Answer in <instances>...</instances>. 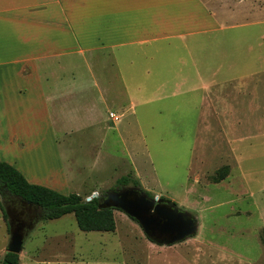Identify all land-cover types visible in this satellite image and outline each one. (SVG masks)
I'll use <instances>...</instances> for the list:
<instances>
[{
  "label": "crops",
  "instance_id": "obj_1",
  "mask_svg": "<svg viewBox=\"0 0 264 264\" xmlns=\"http://www.w3.org/2000/svg\"><path fill=\"white\" fill-rule=\"evenodd\" d=\"M261 79L264 0H0V112L31 123L43 110L54 136L68 113L95 112L105 136L117 132L136 177L150 169V155L145 136L126 127L145 125L158 105L166 113L155 116L174 112L178 126L216 116L241 136L262 122ZM100 104L115 110L122 130L104 126ZM12 134L15 144L30 140L26 130ZM32 153L42 154L28 155L32 172L23 161L0 160L30 184L73 193L74 176L61 162L56 169L45 155V175ZM7 236L0 208V260Z\"/></svg>",
  "mask_w": 264,
  "mask_h": 264
},
{
  "label": "rangeland",
  "instance_id": "obj_2",
  "mask_svg": "<svg viewBox=\"0 0 264 264\" xmlns=\"http://www.w3.org/2000/svg\"><path fill=\"white\" fill-rule=\"evenodd\" d=\"M259 81L264 94V79ZM260 100L262 122L258 127L247 126L241 136L216 116L198 127L184 122L178 126L174 112L167 118L155 116L166 113L157 105L145 125L126 127L134 137L142 133L146 138L150 169L138 171V177L117 132L105 136L95 112L68 113V123L56 122L55 136L43 110L31 123L18 119V113L0 112V121L5 117L0 124V155L11 163L22 165L23 161L31 171L26 161L37 150L54 161L56 169L59 162L65 166L74 176L68 192L79 193L83 199L117 189L116 180L130 174L152 198L173 200L199 222L195 236L166 246L150 241L139 224L121 211L113 210V232L82 231L70 213L38 221L24 240L19 263L264 264V97ZM96 108L104 126L122 130L121 122L109 117L115 111L112 107L100 104ZM18 130L28 132L29 142L20 136L15 144L12 133ZM47 164V168L32 166L48 175L52 167Z\"/></svg>",
  "mask_w": 264,
  "mask_h": 264
},
{
  "label": "trees",
  "instance_id": "obj_3",
  "mask_svg": "<svg viewBox=\"0 0 264 264\" xmlns=\"http://www.w3.org/2000/svg\"><path fill=\"white\" fill-rule=\"evenodd\" d=\"M116 185L117 188L131 186L144 191L137 178L130 174L118 178ZM146 194L151 197L150 193ZM24 202L39 207V212L33 218V225L38 221L58 219L73 213L82 231L113 232L116 228L113 209L100 208L98 198L86 201V198L83 199L77 193L65 195L41 185L30 184L15 167L0 160V208L7 223L8 234L9 216L6 209L11 214L12 207H20ZM1 264H19L18 254L5 253Z\"/></svg>",
  "mask_w": 264,
  "mask_h": 264
},
{
  "label": "water",
  "instance_id": "obj_4",
  "mask_svg": "<svg viewBox=\"0 0 264 264\" xmlns=\"http://www.w3.org/2000/svg\"><path fill=\"white\" fill-rule=\"evenodd\" d=\"M99 197L94 193L86 201ZM98 206L123 212L139 224L150 241L158 245L170 246L183 242L195 236L199 228L197 217L180 209L173 200L149 197L146 192L135 187L107 191L102 195ZM30 207L39 209L32 203H23V208ZM6 212L9 216V241L5 252L19 254L34 225L27 226L22 220H14L8 209Z\"/></svg>",
  "mask_w": 264,
  "mask_h": 264
},
{
  "label": "flooded vegetation",
  "instance_id": "obj_5",
  "mask_svg": "<svg viewBox=\"0 0 264 264\" xmlns=\"http://www.w3.org/2000/svg\"><path fill=\"white\" fill-rule=\"evenodd\" d=\"M99 201H101L102 199V195L98 198ZM39 212V209L36 208H23V204L22 206H16V207H12V211H11V217L14 220H22L25 225L30 226L32 224L33 218L36 216V214Z\"/></svg>",
  "mask_w": 264,
  "mask_h": 264
},
{
  "label": "bare ground",
  "instance_id": "obj_6",
  "mask_svg": "<svg viewBox=\"0 0 264 264\" xmlns=\"http://www.w3.org/2000/svg\"><path fill=\"white\" fill-rule=\"evenodd\" d=\"M30 162H31V164L33 166L39 164L40 166H45L46 167L48 165L47 163L49 161H48V159H47V157L45 155H43V154H35L34 157H32L30 159ZM45 167H43L42 169H44ZM46 168H45V170H46Z\"/></svg>",
  "mask_w": 264,
  "mask_h": 264
},
{
  "label": "built area",
  "instance_id": "obj_7",
  "mask_svg": "<svg viewBox=\"0 0 264 264\" xmlns=\"http://www.w3.org/2000/svg\"><path fill=\"white\" fill-rule=\"evenodd\" d=\"M109 117H110L113 121H118L117 116H116L114 113H112V112L109 113Z\"/></svg>",
  "mask_w": 264,
  "mask_h": 264
}]
</instances>
